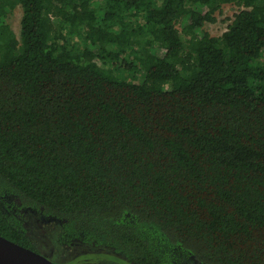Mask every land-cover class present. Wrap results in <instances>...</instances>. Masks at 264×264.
Listing matches in <instances>:
<instances>
[{"label": "trees", "instance_id": "1", "mask_svg": "<svg viewBox=\"0 0 264 264\" xmlns=\"http://www.w3.org/2000/svg\"><path fill=\"white\" fill-rule=\"evenodd\" d=\"M30 212L131 264H264V0H0V235L37 251Z\"/></svg>", "mask_w": 264, "mask_h": 264}, {"label": "rangeland", "instance_id": "2", "mask_svg": "<svg viewBox=\"0 0 264 264\" xmlns=\"http://www.w3.org/2000/svg\"><path fill=\"white\" fill-rule=\"evenodd\" d=\"M195 9L206 12L204 6H195ZM239 7L234 4H225L216 12L217 20L208 22L204 26V30L210 32L213 36L222 35L232 22L235 13ZM23 9L18 5L12 11L6 21L11 25L17 35L20 34L21 19ZM185 21L179 24L182 30ZM27 224L29 228L28 234L34 241L36 250L57 264H131L119 255L101 246H92L89 244H73L65 245L60 242V236L63 228L59 221L55 219H46L40 213H28ZM188 264H200L196 260L189 259Z\"/></svg>", "mask_w": 264, "mask_h": 264}, {"label": "water", "instance_id": "3", "mask_svg": "<svg viewBox=\"0 0 264 264\" xmlns=\"http://www.w3.org/2000/svg\"><path fill=\"white\" fill-rule=\"evenodd\" d=\"M0 264H57L43 254L0 235Z\"/></svg>", "mask_w": 264, "mask_h": 264}, {"label": "flooded vegetation", "instance_id": "4", "mask_svg": "<svg viewBox=\"0 0 264 264\" xmlns=\"http://www.w3.org/2000/svg\"><path fill=\"white\" fill-rule=\"evenodd\" d=\"M27 227H28V224H27ZM28 230H29V228H28ZM33 241V240H32ZM34 242V241H33Z\"/></svg>", "mask_w": 264, "mask_h": 264}]
</instances>
